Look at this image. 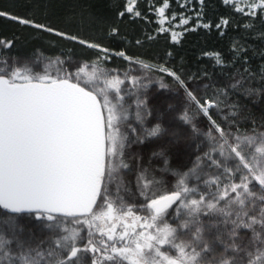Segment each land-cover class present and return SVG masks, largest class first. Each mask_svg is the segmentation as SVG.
<instances>
[{"label": "snow or ice", "instance_id": "6c2138e0", "mask_svg": "<svg viewBox=\"0 0 264 264\" xmlns=\"http://www.w3.org/2000/svg\"><path fill=\"white\" fill-rule=\"evenodd\" d=\"M223 2H231L233 10L245 16L264 13V0ZM239 3L243 6L237 7ZM167 8V0H161L160 17L165 18ZM126 13L141 15L135 0H126L118 15ZM0 17L105 54L109 51L24 17L4 11ZM228 23L220 18L215 27L222 29ZM171 39L176 41L177 34L172 33ZM14 43L15 38H0L2 49H11ZM216 63H223L218 55ZM4 65L0 67V209L7 215L0 217V264H264V131H257L264 123L253 122L250 130L241 132L236 115L218 122L219 113L213 111L221 104V111H230L227 93L238 94V86L254 80L249 70L229 89L209 98L200 95L198 87H189L194 77L185 79L161 68L173 80L177 97L175 104L166 103L163 111L154 112L139 99L140 82L135 77L130 78V88L122 89L125 80L113 76L105 81L114 90L111 98L104 88L98 98L88 84L81 86L73 72L40 74L16 62ZM160 88L171 90L164 83ZM257 91L264 97V75L261 87L252 85L246 94L255 96ZM134 96L138 124L127 123L121 133L122 121L127 120L125 104ZM186 137L190 143L185 152L192 147L197 152L204 146L209 150L193 153L188 165L165 167L174 190L157 194L162 181L143 167L142 157L141 173L131 187L118 179V168L131 171L124 160L132 145L148 148L167 166L170 155L179 158L177 149ZM206 167H214L217 175L205 179ZM131 196L135 202L123 206ZM141 210L148 215H137ZM22 217L48 233L35 247L32 229L24 235ZM117 224L122 226L119 232ZM96 234L104 239L97 241Z\"/></svg>", "mask_w": 264, "mask_h": 264}, {"label": "trees", "instance_id": "16d2710c", "mask_svg": "<svg viewBox=\"0 0 264 264\" xmlns=\"http://www.w3.org/2000/svg\"><path fill=\"white\" fill-rule=\"evenodd\" d=\"M246 2L243 0V3ZM167 3L165 16L171 21L166 25L174 28L173 22L179 23L177 30H180V34L176 41L171 39L169 30H162L158 21L156 10L161 6V0H135V10L140 12V16L128 13L118 15L124 11L126 0H0V11L99 43L109 50L105 54L77 41L57 36L54 32L0 17V38H15L11 49L0 48V67H4L7 61L9 64L16 62V66L27 65L40 74L59 72L64 75L73 72L81 85L88 84L89 89L98 94V98L104 95L99 92L101 88L111 98L114 90L108 89L105 81L113 76L125 80L122 89L130 88V78L135 77L140 82L136 89L139 99L146 100L148 109L154 112L156 109L163 111L166 103L175 104L177 97L173 80L166 72L159 71L161 68L176 72L185 79L194 77L189 87H198L199 94L209 98H215L219 92L229 89L247 69L254 80L243 88L238 86V94L237 90L228 91L226 99L230 101V111H221L224 104L213 111L219 113L216 116L218 122L222 117L236 115L241 132L250 130L253 122L256 125L264 123V97L259 91L251 97L246 94V89L252 85L257 89L261 87V75H264V13L256 17L245 16L235 12L231 2L225 4L223 0H203V3L200 0H167ZM243 3L236 6L242 7ZM220 18L228 19L229 23L217 29L215 23ZM184 19L188 20L187 24L181 22ZM204 23H211L212 26L204 28ZM113 28L117 30L116 33H112ZM120 52H124L125 56L118 55ZM217 55L223 63H216ZM32 62H36L37 66L33 68ZM161 83L169 85L171 90L160 88ZM135 99L137 97L134 96L125 104L127 120L122 121V133L127 123L133 126L138 124L135 120ZM233 105L236 107L233 108ZM203 124V119H200L198 126L202 127ZM257 131H264V128H258ZM200 143V140L196 141L197 145ZM184 148L178 147L179 158L169 156L167 167L175 169L188 165L193 153L199 155L209 150L208 146L201 147L199 152L195 147L188 148L187 152ZM140 157L143 158V167L162 181L155 189L158 195L174 190L161 169L163 164L160 158L153 157L148 148L136 145L127 150L124 160L131 171L118 168V179L123 185L131 187L135 183L141 172ZM204 172L207 173L205 179L217 175L214 167H206ZM135 200V196L126 198L123 206ZM137 214L148 215L143 210ZM6 215L7 211L0 209V217ZM168 222L171 223V219ZM20 223L24 225L25 237L28 229H32L35 236L33 247L48 235L27 218L22 217ZM67 226L75 227L72 224ZM98 237L99 234H96L97 241ZM180 239L187 240L188 237L181 236Z\"/></svg>", "mask_w": 264, "mask_h": 264}, {"label": "rangeland", "instance_id": "374dc122", "mask_svg": "<svg viewBox=\"0 0 264 264\" xmlns=\"http://www.w3.org/2000/svg\"><path fill=\"white\" fill-rule=\"evenodd\" d=\"M158 9H159V7L157 8V10H156V14H157V17H158V21H159V23H160V25H161V27H162V29H164V30H169V32L172 34V33H176L177 34V36L180 34V30H177V26H178V22H173V27L174 28H171V27H169L168 25H166L167 23H169L170 21H171V18H167L166 16H165V18H162V17H160V15H159V12H158ZM107 86V85H106ZM121 133H122V129H121ZM189 141H190V137H186L185 138V140L183 141V143L181 144V145H179L180 147H185V145H187L188 143H189ZM159 158V157H158ZM165 167H167V166H165L164 164H163V166H162V170H164L165 169ZM141 173V172H140ZM140 173H138V176L140 175ZM137 176V177H138ZM137 215H139V214H137ZM142 216V215H141ZM110 226V225H109ZM99 238V240L101 239L100 238V236L98 237Z\"/></svg>", "mask_w": 264, "mask_h": 264}, {"label": "flooded vegetation", "instance_id": "af4514ba", "mask_svg": "<svg viewBox=\"0 0 264 264\" xmlns=\"http://www.w3.org/2000/svg\"><path fill=\"white\" fill-rule=\"evenodd\" d=\"M130 222V221H129ZM122 230V226L120 224H117V232ZM101 239H104V237H100Z\"/></svg>", "mask_w": 264, "mask_h": 264}, {"label": "water", "instance_id": "95a60500", "mask_svg": "<svg viewBox=\"0 0 264 264\" xmlns=\"http://www.w3.org/2000/svg\"><path fill=\"white\" fill-rule=\"evenodd\" d=\"M82 86V85H81Z\"/></svg>", "mask_w": 264, "mask_h": 264}]
</instances>
